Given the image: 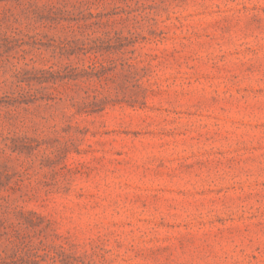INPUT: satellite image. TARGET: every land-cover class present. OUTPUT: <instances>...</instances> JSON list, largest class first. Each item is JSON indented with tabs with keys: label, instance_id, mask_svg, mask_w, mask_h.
<instances>
[{
	"label": "rangeland",
	"instance_id": "1",
	"mask_svg": "<svg viewBox=\"0 0 264 264\" xmlns=\"http://www.w3.org/2000/svg\"><path fill=\"white\" fill-rule=\"evenodd\" d=\"M0 264H264V0H0Z\"/></svg>",
	"mask_w": 264,
	"mask_h": 264
}]
</instances>
